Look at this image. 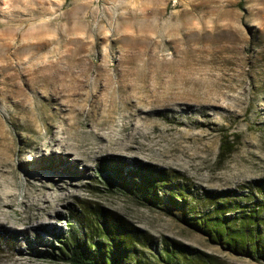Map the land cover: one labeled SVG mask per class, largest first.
<instances>
[{
    "label": "rangeland",
    "instance_id": "obj_1",
    "mask_svg": "<svg viewBox=\"0 0 264 264\" xmlns=\"http://www.w3.org/2000/svg\"><path fill=\"white\" fill-rule=\"evenodd\" d=\"M109 159L177 171L197 217L200 192L264 177V0H0V264H67L49 243L79 201L158 246L264 264L107 189Z\"/></svg>",
    "mask_w": 264,
    "mask_h": 264
},
{
    "label": "trees",
    "instance_id": "obj_2",
    "mask_svg": "<svg viewBox=\"0 0 264 264\" xmlns=\"http://www.w3.org/2000/svg\"><path fill=\"white\" fill-rule=\"evenodd\" d=\"M235 136L221 132L220 158L234 150ZM98 170L105 174L100 181L107 189L156 206L235 253L264 260V177L245 184L238 193L200 192L196 199L210 203L211 214L197 217L190 214L194 210L185 197L188 188L178 180L177 171L141 162L124 164L121 159L105 160ZM67 221L68 232L57 234L56 244L49 243L53 248L49 258L67 264H221L211 254L174 240L158 246L152 236L96 202L79 201ZM145 250L150 258L144 259Z\"/></svg>",
    "mask_w": 264,
    "mask_h": 264
}]
</instances>
